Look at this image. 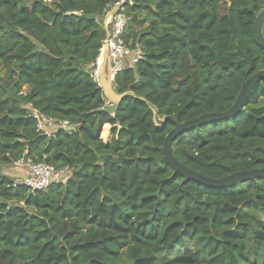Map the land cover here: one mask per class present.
I'll return each instance as SVG.
<instances>
[{"label":"trees","instance_id":"obj_1","mask_svg":"<svg viewBox=\"0 0 264 264\" xmlns=\"http://www.w3.org/2000/svg\"><path fill=\"white\" fill-rule=\"evenodd\" d=\"M121 1L0 0V166L69 169L44 190L0 172V264H264V179L186 181L162 151L173 123L156 126L134 97L103 110L93 71L105 13ZM263 6L125 0L123 38L141 58L115 75V91L178 122L229 110L264 70L253 36ZM33 111L74 130L38 131ZM172 150L212 179L264 168V80L240 114L180 135Z\"/></svg>","mask_w":264,"mask_h":264},{"label":"water","instance_id":"obj_2","mask_svg":"<svg viewBox=\"0 0 264 264\" xmlns=\"http://www.w3.org/2000/svg\"><path fill=\"white\" fill-rule=\"evenodd\" d=\"M122 8L123 5L117 4L112 8L111 11L105 13L106 18L104 20V29L107 33V39L110 37V28L112 26L113 20L115 16L121 12ZM253 36L255 42L262 49H264V6L256 16L253 26ZM108 50L109 46L106 40L99 57L98 65V84L104 92L106 102L103 110L113 115L117 112L122 100L127 97H134L144 102L152 110L153 120L156 126L163 127L169 122L173 123L174 127L167 134L162 151L166 163L171 166L174 174L181 175L186 181H193L213 189H225L255 179H264V168L233 173L221 179H212L184 165L178 160L176 156H174L172 150L173 141L180 135L198 129L203 125L211 124L220 120L230 119L240 114L244 107L245 101L250 97L253 89L259 82L264 80V70L258 71L243 83L235 103L229 110L225 112L205 113L198 118L185 122H178L171 116L160 117L156 106L148 102L146 99L136 96V94L132 91L121 94L115 91L114 78H109L106 75V70L108 68Z\"/></svg>","mask_w":264,"mask_h":264},{"label":"built area","instance_id":"obj_3","mask_svg":"<svg viewBox=\"0 0 264 264\" xmlns=\"http://www.w3.org/2000/svg\"><path fill=\"white\" fill-rule=\"evenodd\" d=\"M118 4H125V0H122ZM127 23L128 18L125 14L121 12L117 14L110 29V37L106 39L109 46L108 58L113 78H115V75L119 71L129 66L135 65L141 58V54L130 50L124 41L123 36L127 27ZM98 65L99 59L96 63L97 79L93 75L97 82ZM33 115L38 121V131L45 132L48 135H52L59 128H64L69 133L74 130L73 126H70L68 122L61 124L56 123L49 117L39 114L37 111H33ZM20 163L27 167V175L23 182L32 190H44L48 188L53 182L62 180L65 176V172H69L68 168L56 170L54 167L46 163H34L31 160H21Z\"/></svg>","mask_w":264,"mask_h":264},{"label":"rangeland","instance_id":"obj_4","mask_svg":"<svg viewBox=\"0 0 264 264\" xmlns=\"http://www.w3.org/2000/svg\"><path fill=\"white\" fill-rule=\"evenodd\" d=\"M96 72H97V69H96V71H93V75L97 79ZM55 129H57V128H55ZM102 139L107 140L106 142H109L112 139L111 129L109 130V136L107 138H102ZM0 172L11 177L16 182L21 183L26 178L27 167L24 164L19 162V163L9 165V166H0ZM67 175H68V173L65 172V176L63 177V178H65L64 180L67 179Z\"/></svg>","mask_w":264,"mask_h":264},{"label":"crops","instance_id":"obj_5","mask_svg":"<svg viewBox=\"0 0 264 264\" xmlns=\"http://www.w3.org/2000/svg\"><path fill=\"white\" fill-rule=\"evenodd\" d=\"M106 75L110 78H113L112 76V72H111V66H110V63H109V58H108V68L106 70ZM109 127V130L112 129V126L111 125H108ZM104 141H107V140H104ZM19 183V182H18Z\"/></svg>","mask_w":264,"mask_h":264}]
</instances>
